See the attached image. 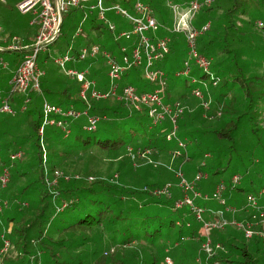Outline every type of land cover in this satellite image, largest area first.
I'll return each instance as SVG.
<instances>
[{"label": "trees", "instance_id": "16d2710c", "mask_svg": "<svg viewBox=\"0 0 264 264\" xmlns=\"http://www.w3.org/2000/svg\"><path fill=\"white\" fill-rule=\"evenodd\" d=\"M136 1L117 0L118 4L133 12ZM140 1L153 10L167 4V0ZM222 3L226 6L223 7ZM255 4L264 5V0H212L209 6L196 13L200 15L198 27L210 23L208 30L197 39L199 53L211 61L210 69L204 71L192 64L188 77H177L167 85L166 102L173 109L186 106L178 115L176 131V138L182 141L184 148L177 145L176 139L167 140L172 126L167 120L154 124L145 106L129 113L121 104L111 106L108 102L93 101L91 112L107 118L100 120L91 130L85 128L83 118L68 120L70 132L67 135L53 126L55 129L43 136L47 154V166L44 167L38 135L43 101L63 108L72 105L80 109L83 104L78 98L79 82L62 73L53 77L51 67L46 64L49 55L53 60L63 53L61 48L46 51L45 56L37 59L44 73L40 77V91L28 92L33 108L26 110L36 115V119L32 120L29 115V131L19 141L5 138L6 132L0 133L3 137L0 141L2 162L11 171L10 181L0 191L1 200L6 201L0 213V226L2 223L7 226L1 230L6 233L9 228V242L16 251L13 258L2 254L0 264H43V258L46 264H168L167 258L171 264H264L262 238L254 235L248 239L241 229L229 224L223 229L210 230L214 252L203 251L204 238L199 233L201 222L189 207H176L181 198L180 190L171 186L169 194H154L155 189L171 185L172 180L146 184L138 182V177L136 183L127 184L121 179L120 172L123 168L142 170V177L148 167H154L148 165L147 160L138 162V157L132 158L129 148L148 149L152 159L161 153L170 155L171 151L175 158L174 172L181 169L191 181L201 173L196 188L200 192L211 195L217 184H224L225 205L216 200L202 203L207 221L216 223L218 212L228 207L238 211L237 219L251 220L252 214L246 212L247 197L264 190V28L257 25L261 20L250 17ZM153 13L157 20H167V16L159 17L155 11ZM64 22L63 17L61 35L70 34L66 48L72 44L73 52L77 53L81 46L96 43L116 60H121L124 41L115 39L114 31L99 19L96 11L87 18L83 34L74 42L72 38L80 20L76 25L63 27ZM165 33L170 42L162 67L168 76L181 68L186 58V49L182 46L186 47V42L182 33V39L177 33L160 31V35ZM11 34L3 40L19 37L22 45L29 46L33 38L29 39L35 31L32 34L27 32L21 38L17 33ZM131 45L126 54H129ZM3 54L9 57L7 68L18 65L22 58L19 50H0V61L3 62ZM100 60L101 57L87 58L76 60L74 64L78 70L89 69V76L96 79L99 88L107 86L104 76H99L101 69L93 65ZM1 69L0 66L1 80L12 75L9 69L6 73ZM138 71L136 67L128 70L119 79L122 82V85L118 83L119 89L131 84L140 92L147 91L146 84L138 79ZM178 82H181L178 88L181 90H176ZM195 87L204 93L205 109L194 97L187 101ZM16 94L13 99L18 106L24 95ZM142 110L147 113L151 125L161 126L159 130L152 132L140 126L136 115ZM209 116L213 119L205 118ZM242 128L246 134L244 141L241 140ZM246 140H252L253 144L250 149H244L249 154L243 160L239 157ZM29 141L32 143L28 144L25 158L10 162V152L21 150L22 144ZM171 141L176 143L166 145ZM189 143L195 161L188 152ZM255 149L263 156L260 169L254 168L258 165L252 160ZM177 150L179 155L174 154ZM106 158L111 166L102 176L99 163ZM251 166L253 172H250ZM227 169H232L229 179L222 177ZM54 170L58 171L57 175ZM169 171L174 175L167 168H162L157 175H168ZM30 173L35 176L28 180ZM234 176L239 177L238 182L232 181ZM60 213L69 216L61 221L62 225L53 226L54 218ZM4 235L6 238L7 234ZM216 244L220 247L216 248Z\"/></svg>", "mask_w": 264, "mask_h": 264}, {"label": "built area", "instance_id": "2783aa9c", "mask_svg": "<svg viewBox=\"0 0 264 264\" xmlns=\"http://www.w3.org/2000/svg\"><path fill=\"white\" fill-rule=\"evenodd\" d=\"M212 0H188L185 2H174L173 0H167V5L172 11V23L167 25L166 23L159 22L154 16L153 9L143 1L137 0L134 5V12L131 13L128 9L124 8L120 4H114L106 9L102 0H20L16 3V9L20 13L32 12L35 17L30 21V24L37 26L36 32L33 36L32 44L29 46L19 43L17 37H12L10 43L5 47L0 46V50L10 49L19 50L22 52V58L13 71L9 81L8 87L5 90H0V115L1 114H14L15 111L11 105V99L16 93L24 95L21 109H26V105L30 101L28 92L40 91V77L43 75V71L38 66V56L41 51L56 41L61 35V28L63 17L71 9L77 8L81 10L82 17L80 23L74 33L72 42L75 38L83 34L84 23L89 17L88 12L96 11L100 20L107 26H109L115 33L116 40L132 41L129 54L127 52V46H122L121 50L123 55L121 60L116 58L107 50L102 49L96 43H88L81 46L77 53L73 52V45L70 44L62 54H59L54 58L55 65L61 72L68 76L75 78L80 85L78 98L82 102V108H74L72 105L63 108L60 105L50 103L47 100L42 104V120L38 128L40 148L43 151V166H47V154L45 152V140L43 138L45 133V126L51 125L59 128L65 135L69 134L70 128L68 127V120H75L83 118L85 120V128L91 130L95 128L96 124L106 119L105 115H98L91 112V106L93 101H101L102 99L114 96L128 106V112L132 113L133 108L139 105L146 104L148 107V115L154 124H159L162 121L167 120L172 126V131L167 135V140L176 139L177 145L180 148H184L182 141L176 138L177 131V118L181 112V107L173 109L167 101V85L168 76L166 71L159 65L169 53L170 37L162 34L158 37H148L145 32L152 31H165L169 33H182L186 42V58L184 59L182 66L175 73L178 77H188L192 64L198 68H202L204 71H209L211 61L207 57L201 55L197 48L198 37L206 32L210 26L209 22L204 23L200 27H195L192 21L196 13L205 6H209ZM191 9L193 15L191 23V29L184 30L183 15L184 12ZM109 10L115 11L116 14L126 17L132 24L131 30H118L116 25L106 18L105 12ZM257 25L264 28V22L258 21ZM134 37V39H133ZM102 57L107 64V76L109 79V86L107 89H100L95 80L89 76L88 69L78 70L76 68H67L66 65L70 62H76V60H85L87 58ZM142 65L141 73L143 78L150 84L154 85L152 90L138 91L135 86L126 84L119 90L118 80L131 68H138ZM2 68L6 67L5 62L0 61ZM65 73H64V72ZM193 82V80H192ZM191 93L196 97H201V90L195 87L191 90ZM206 106V103H205ZM133 151V152H132ZM129 152L132 154V158L141 157L145 154H149L148 149L138 148L133 150L129 148ZM180 151L177 150L176 155H179ZM22 151L10 152V162L20 158ZM181 169L177 171V178L180 181L179 185L184 190V196L177 200L176 207H189L193 212L195 218L201 222L199 233L204 238L202 242V250L211 254L214 252L210 238V230L213 228L223 229L225 225H233L236 228L241 229L244 232L246 238H252L254 235L260 236L264 241V230H257L254 225L256 224L252 219L256 218L253 213L257 208V196L249 195L247 197L246 212L252 214L250 221L247 220H227L222 216V211H219V220L215 222L207 221L203 214L205 208L197 203V200L211 201L216 200L221 205H225V200L222 197L224 191V184L219 183L216 185L211 195L201 193L196 190L192 182H188L185 177L182 176ZM54 174L57 175L58 171L54 170ZM201 178V173L196 174L195 178ZM91 179V177H89ZM10 179V167L4 165L2 162V155L0 153V189L4 188ZM233 182H238L239 177L234 176ZM53 183L56 184V178ZM171 185L167 184L163 189H155V195L169 194ZM264 190L259 192L262 195ZM4 202L0 201V213L2 212ZM228 210L232 212L236 209L228 207ZM2 248L0 253L6 251L10 246V242L2 233ZM220 245L216 244V248ZM168 264H171L169 258L166 259ZM200 262V261H199Z\"/></svg>", "mask_w": 264, "mask_h": 264}, {"label": "rangeland", "instance_id": "374dc122", "mask_svg": "<svg viewBox=\"0 0 264 264\" xmlns=\"http://www.w3.org/2000/svg\"><path fill=\"white\" fill-rule=\"evenodd\" d=\"M19 1L20 0H0V40H3L4 38L8 37L9 34L10 35H13L11 33H17L20 37L21 36H24L27 32H29L30 34H32V33H34V31L37 28V26L35 24L33 25V24H30L29 23V21L32 20L35 17V15L32 12L20 13L16 9V3L19 2ZM117 3H119V2H117V0H102V4H103V6L106 9H108L109 7H111V6H113L114 4H117ZM222 5H223V7H225L226 6V3H222ZM253 7L255 9H254V12L251 13V16L250 17L256 18L257 20H261V21L264 22V5H257V4H255V5H253ZM128 10L131 13H133V10H131V9H128ZM93 12H95V11L88 12L89 16H91V13H93ZM72 13H73V15H72ZM105 16H106L107 19H109L111 22H113L116 25V28L118 30H131L132 29L131 22L126 17L116 14L115 11H113V10H109V11L107 10L105 12ZM166 16H167V20H163V21H159L158 20V21L161 22V23H166L167 25H171V23H172V11H171V9H169V7H166ZM81 17H82L81 10H79V9L77 10V8L71 9L68 13H66L64 15L65 22H64V26L63 27H65L66 25H69V26L76 25L77 24L76 21L77 20H81ZM199 17H200V15L198 14V15H196V17L193 20L194 25L197 26V27H198L197 21H198ZM145 34L148 37H153V36L154 37H158V36H160V30L157 31V32L147 31V32H145ZM177 34H178L177 36L180 37V39L184 38L183 37L184 35L182 36L181 33H177ZM69 35L70 34H68V32L65 33V34L60 35L59 38L52 45H50L44 51H41L40 52L38 58L45 56L47 54L46 51H51L52 49L55 51V50L61 48V50L63 52L65 50L66 46H67L66 44H67V41H68V39L70 37ZM17 38L19 39V37H17ZM133 39H134V37H133ZM19 43H20V41H19ZM182 47H184L186 49V47H185L184 44H183ZM7 55L8 54H3V56H2V59L5 60L4 62H5L6 65H7V62L6 61L9 59V57ZM52 57H53L52 55H49L48 61H46V64L51 67V70L50 71H51V73L53 74V77H54V76H57V74H60L62 72H61L60 69L58 70V67H56L55 62H54V59L52 60ZM101 59L102 60L98 61L97 64H95L96 63L95 62V63H93V65L94 66H98L97 68H99V70L101 69L99 76H102V77L104 76V82H106L107 86H109V79H108V76L106 74L107 73V70H108V68H107L108 66H107L105 60H103L102 57H101ZM163 61H161L159 63V65L161 67H162ZM75 63L76 62H70V63H68L66 65V67L67 68H69V67L70 68H76L74 66ZM76 69H78V68H76ZM138 69L140 70V71H138V79L139 80H142L146 84V86L148 87V88H146V90H152L154 88V85L153 84H150L147 80H145L143 78V75L141 73L142 65H140L138 67ZM195 69L197 70L198 68L195 67ZM2 71L6 73L7 72V68L6 69L5 68H2L1 69V72ZM88 71H89V69H88ZM199 72L200 71H198V73ZM175 73L174 74L171 73V74L168 75V81H169V83L171 82L172 79H177L178 76H176ZM9 77H11V75ZM8 78H5V79L3 78V82L0 85V90L7 89V87H8V84L7 83L9 81V79H10V78L9 79ZM69 78H72V77L70 76ZM181 78H184V77H181ZM72 79H75V78H72ZM91 79H93V80L96 81V79L93 78V77H91ZM96 83H97V81H96ZM117 83H120V85H122L121 84L122 83L121 80H118ZM179 87H181V82H178V86H177L176 90ZM178 90H181V89H178ZM17 95L18 94H14L13 97H16ZM13 97L11 99V105H12L15 113L14 114H1L0 115V133L2 131L3 132H6L5 138L7 137V139H14V140L19 141V140H21L23 138V136L26 134V132L29 131V127H28V124H27L28 120H30L29 119V115H31L30 117H32V120L33 119H36V115L29 114V112L28 113L26 112L27 109L33 108V102L27 104L26 105V109L22 110L21 109L22 102H21L20 105L17 106L16 104H14ZM193 97L198 102L199 101L201 102L202 105L201 104L200 105L204 109L206 108V106H205V100H204V93L202 91H201V97H196V96H194L192 94V96L189 97L187 101L192 100ZM101 101L108 102L109 105H111V106H116L117 103H118V104L123 105L124 109H128V106L124 105L122 102H120L119 100H117V98L114 97V96H109L108 98L102 99ZM139 106H145L146 109L148 110V107H147L146 104L139 105ZM138 107H135V108H138ZM185 107L186 106H183L182 109H184ZM142 109H144V108H142ZM146 114H145V111L144 110H142L140 112H137V115L136 116L139 119L140 126H143L148 131H152V132L159 130L161 126H153V125H151L150 119L147 118L148 116ZM205 118L206 119H209V120H212L213 119V117L211 118V116H209V118H207V117H205ZM53 129H55L53 126L46 125L45 126V133L48 135V134H50V132ZM3 132H2V134H3ZM240 133H241V137H243L241 140L244 141L245 140V136H246L245 131H244V128L241 129V132ZM236 137L238 138L239 137V134H237ZM2 140H3V137L1 135L0 136V141L2 142ZM31 143H32V141H29L28 143H23L22 146H21V148H19L22 151V156L20 158L24 157L26 151H28V144L31 145ZM175 143H176L175 141H171V142H168V143L166 142V145L173 146ZM252 144H253V141L252 140H246L244 142V147L242 149L243 152L240 154V157H239L240 159H243V160L246 159L247 154H249V151L244 152V149H246V148L250 149L252 147ZM188 147H189L188 152H189V154L192 157L191 159H192V161H195V158L192 155V147H190V143L188 144L187 148ZM120 152L125 157V152L122 149L120 150ZM260 153L261 152H259L258 149H255L254 150V154H253V158H252V160L254 161V163L255 164H258L257 166H254V168H257V169H260L259 164L261 163L262 158H263V156ZM243 154H244V156H243ZM150 155L151 154L149 153V154H145L144 156L138 157V162H139V160H142V159H143V162L145 160H147V163H149L148 165H150V166L152 165L154 167L162 166V168H167L168 170H172L173 173H174V175L171 173V171H169L170 173L168 172V175H160V174L157 175V173L162 168L148 167L147 170L143 173V176L141 177L140 175H142L141 174L142 170L141 171H139V170H137V171H130L129 169L123 168L120 171L121 172V175H122L121 176V179H123V181H125L127 184L136 183L138 177H139V181L138 182H140V183H146V184H148V183H164L165 181L172 180L171 181V183H172L171 186H174L176 189L180 190V197H183L184 196V190L179 185L180 181L179 180L177 181V179H178L177 178V172L178 171H175L174 172L175 165H174V160L173 159H175V158L173 156H171V151H170V155L169 154H163V153H161L158 157H156L154 159H152V157H150ZM225 158L226 157H223V159H225ZM16 160H19V158L16 159ZM138 162H135V165H137ZM99 164H100L99 166L101 167V169H100L101 174L100 175H102V176L106 175L107 170L111 166L110 165V161H108V158H106V159H103L101 161V163H99ZM113 170H114V168H113ZM113 170H111V171H113ZM250 172H253L252 166L250 168ZM10 173H11V171H10ZM231 173H232V169H227L222 174V177L229 179ZM34 176H35V174L30 173L29 176H28V180L29 179H33ZM182 176L185 177L188 182H191V179L189 177L184 176V174H182ZM251 176L252 177H254V176L256 177V174L253 176V174L251 173ZM200 180H201V178L199 179L197 177L194 178V180H192L193 181L192 182V185H193V187L195 189L197 188V183L200 182ZM0 191H1V189H0ZM256 196H257V208L253 212L256 215V218H253L252 220L256 223L254 225V227H256L257 230H259L260 227H262V229L264 230V200L262 201V199L264 197V194L259 195V193H258ZM0 201L4 202V206L6 205V201L5 200H1V198H0ZM208 202L209 201H203V200H200V199L197 200V203L200 204V205H202V203L207 204ZM237 215H238V211L232 212L231 210H228L226 208H224V211H222V216H224L227 220H229V219L230 220L234 219L235 221L236 220H239L236 217ZM68 216H69L68 214H66L64 216V213L58 214L54 218V220H53V226H57L59 224L62 225L63 223L61 221L63 219H66ZM203 218H204V214H203ZM6 227L7 226L5 224H3V223L0 226V243H2V238H1L2 233L7 234L6 235V238L10 241V238L8 237L9 228L7 229V233H6V231H4V232L1 231V230H3L2 228H6ZM1 247H2V245H1ZM2 254L3 255L6 254V256L9 255L10 258H13L15 256V254H16V251L14 250L12 244H10V246L8 247V249L6 251H3V252L0 253V261L2 260L1 259ZM24 259L27 260V258H24ZM42 261H43V264H46V262H44V261H46V259L43 258ZM196 262H198L197 261V258H196Z\"/></svg>", "mask_w": 264, "mask_h": 264}, {"label": "crops", "instance_id": "0c3cea01", "mask_svg": "<svg viewBox=\"0 0 264 264\" xmlns=\"http://www.w3.org/2000/svg\"><path fill=\"white\" fill-rule=\"evenodd\" d=\"M166 7H169L166 3H164V4H162V5H160V7L157 9V10H153V12L155 11V13L160 17V16H166ZM170 9V8H169ZM158 10H159V12H158ZM156 15V16H157ZM29 23H30V21H29ZM35 32H36V30H35ZM17 36V35H16ZM21 38V37H20ZM33 38V35H31V37H30V41H31V39ZM122 41H124V45L125 46H130L131 45V42L130 41H127V40H122ZM130 42V43H129ZM10 43V41L9 40H3L2 41V43L0 44V46H2V47H5L6 45H8ZM4 50H6V49H4ZM8 66H6L5 67V69L7 68ZM17 67V64H14L13 66H11V67H9V68H7V69H9L10 70V73L12 74V72L15 70V68ZM107 74V73H106ZM9 79V78H8ZM2 82H3V79L1 80V78H0V85L2 84ZM106 83V82H105ZM8 84V83H7ZM98 84V83H97ZM2 87V86H1ZM107 87L108 86H104V87H101L100 89H107Z\"/></svg>", "mask_w": 264, "mask_h": 264}, {"label": "clouds", "instance_id": "9594fccd", "mask_svg": "<svg viewBox=\"0 0 264 264\" xmlns=\"http://www.w3.org/2000/svg\"><path fill=\"white\" fill-rule=\"evenodd\" d=\"M193 13L191 11V9L187 10L184 12V15H183V24H182V27L184 30H189L191 29V23L190 21L192 20L193 18Z\"/></svg>", "mask_w": 264, "mask_h": 264}]
</instances>
